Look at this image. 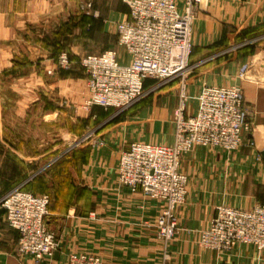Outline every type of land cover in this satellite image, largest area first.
<instances>
[{"label": "crops", "instance_id": "crops-1", "mask_svg": "<svg viewBox=\"0 0 264 264\" xmlns=\"http://www.w3.org/2000/svg\"><path fill=\"white\" fill-rule=\"evenodd\" d=\"M87 1L95 16L76 11L78 0H0V179L8 182L0 197L19 185L47 194L46 221L59 242L51 256L38 261L19 253L17 231L0 207V264H69L70 253L97 255L102 264H264V250L251 244L215 251L198 241L217 205L245 208L264 201L259 153L264 147V42L256 51V45L244 48L264 35V0H205L192 22L190 63L205 59L207 52L229 48L233 53L194 75L195 87L187 85L193 101L187 100L186 113L195 111L203 83L245 90L256 85L262 90L254 107L260 125L245 134L255 142L246 152L230 155L197 145L181 156L187 193L176 208L178 229L168 241L153 225L164 201L122 185L117 165L131 141L173 142L174 123L167 122L177 88H162L157 101L136 118L121 120L83 107L85 74L75 60L110 48L116 23L128 13L122 0ZM61 49L74 61L57 72L54 58ZM121 53L119 59L127 62L128 55ZM242 63L248 69L239 78ZM215 72L226 78H214ZM143 115L158 122L136 120Z\"/></svg>", "mask_w": 264, "mask_h": 264}, {"label": "built area", "instance_id": "built-area-1", "mask_svg": "<svg viewBox=\"0 0 264 264\" xmlns=\"http://www.w3.org/2000/svg\"><path fill=\"white\" fill-rule=\"evenodd\" d=\"M127 16L116 23L119 46L128 61L122 62L113 49L85 54L80 59L86 81L84 104L121 109L144 91L146 80L163 83L181 77L178 102L173 109L174 139L171 144L131 141L120 152L117 176L122 185L164 201L153 225L156 235L168 241L178 226L176 208L187 193V175L180 159L194 145L220 147L230 151L251 146L249 107L239 86L203 83L193 113H186L185 75L190 68L191 28L198 8L205 0H122ZM264 37V35L262 36ZM249 42V41H248ZM58 64L69 68L62 52ZM248 69L242 63L237 76ZM49 196L16 186L0 197L7 225L17 231V251L36 261L51 256L59 242L47 225ZM203 247L223 251L234 245L251 244L264 250V201L250 207L220 204L208 225L198 232ZM69 264H102L97 255L70 253Z\"/></svg>", "mask_w": 264, "mask_h": 264}, {"label": "rangeland", "instance_id": "rangeland-1", "mask_svg": "<svg viewBox=\"0 0 264 264\" xmlns=\"http://www.w3.org/2000/svg\"><path fill=\"white\" fill-rule=\"evenodd\" d=\"M76 11L83 12V13H88V14H91V15H94V16L97 14L96 11L92 10V5H91L90 1H87V0H78V3L76 5ZM260 41L264 42V37H262V36L261 37L260 36L255 37L251 41L246 43L244 45V48H246L248 46L254 47L253 45H256V47H255L256 49L254 50V51H256L259 48L257 46L259 45ZM113 42H114V44L110 48H105L104 50L113 49V50H115L117 52L118 56H120L119 54H122L121 52H123V51L125 52V49L118 45L117 36L113 38ZM104 50H101V51H104ZM101 51H99V52H101ZM62 52H65L68 55L69 61H70V66L72 65V63L74 61L71 58V55L69 54V52L67 50L61 49L57 53L55 58H54V63H55L57 72L65 71V69H69L70 68V66H69V68L68 67L67 68H63V67H61L58 64V61H59L58 57H59V55ZM231 52L232 51H229V48H225V49H222L221 51L213 52V53L207 52V54H209L208 57H206L205 59L201 60L200 62L191 63L190 68H189V70L187 71V73L185 75V92L187 91V85L188 84H192V86L195 87L193 85V83H192V79H193L194 75H196V73L199 70L204 68L203 66L206 63H208L210 61L215 62L214 60H217V59H220V61H224L226 59H229L231 54L233 53V52L232 53ZM89 53H98V52H89ZM86 54H88V53H86ZM83 56H81L79 59L75 60V61H77V64L79 65V67L81 68L82 71H83V68L80 65V59ZM189 61H192V51H191V55H190ZM47 74H50V73L47 72ZM214 74H215L213 76L214 78L215 77L217 78L218 76L222 77V78H226L225 74L223 72L222 73L221 72L220 73L219 72H215ZM180 78L181 77L177 76V77H174V78H172V79H170L168 81H165L163 83H155L153 80L145 82L144 83V91L142 92V94L135 101H133L131 104H129L128 106H126L124 108H121V109H115V108H105L104 109L101 106L100 107L99 106H95L94 104L87 105V106L85 104H83L82 106L87 108V109H90V111L94 112L93 114L100 113L101 115H112L113 117L120 115L121 116V120L123 118H125L126 116H132V115H133L132 118H136L135 115H137V113H139V111L145 110L147 106H151V105H153V103H155L157 101V98H159L158 94H160V90L162 88H166L168 85L169 86L173 85V86H175L177 88V93H176V97H177L176 104H177L178 95H179ZM209 83L210 84H216L214 82H209ZM237 86L240 87L243 99H244L245 103L248 105V107L250 109V111H249V120H250V123H251L250 124L251 125V130H255L257 128V126L260 125V123L257 122L258 118L256 119L255 115H254L255 114V112H254L255 111L254 110L255 101L258 98V96L261 95L262 90L260 88H256L257 87L256 85H249V88L246 89V90H245V87L243 88L240 85H237ZM187 100L193 101V99L192 98L189 99V97L187 98ZM249 101H252V103L249 102ZM174 107H173V109H174ZM173 109H172V112H171V114H170V116L168 118V122H167L168 124H171L173 122ZM136 120H139V121H142V122L143 121L150 122L151 120H152V122L153 121L154 122H158L156 117L153 118L152 116H149V115L148 116H144L143 115L142 117L137 116ZM159 127H160V124H159ZM194 146H197V145H194ZM207 147L212 149V150H214V151L215 150H219V151L224 152V153L229 152L230 155H231L233 153H238L239 151L240 152L241 151H245L246 152L247 150L254 148L255 147V142L253 140V144L251 146L245 147V146L241 145L240 147H237V148L232 149L230 151H226V150H224V149H222L220 147H214V146H207ZM1 171H2V165L0 164V172ZM0 175H1V173H0ZM7 183H8L7 181L0 179V194L2 193L3 188H4V186H6ZM19 186L22 187L21 185H19Z\"/></svg>", "mask_w": 264, "mask_h": 264}, {"label": "water", "instance_id": "water-1", "mask_svg": "<svg viewBox=\"0 0 264 264\" xmlns=\"http://www.w3.org/2000/svg\"><path fill=\"white\" fill-rule=\"evenodd\" d=\"M259 153H260L261 157L264 160V147L259 151Z\"/></svg>", "mask_w": 264, "mask_h": 264}]
</instances>
